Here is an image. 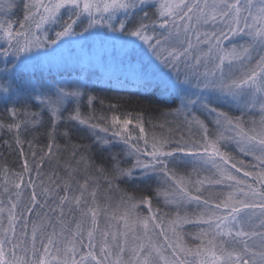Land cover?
Segmentation results:
<instances>
[{
  "label": "snow or ice",
  "instance_id": "1",
  "mask_svg": "<svg viewBox=\"0 0 264 264\" xmlns=\"http://www.w3.org/2000/svg\"><path fill=\"white\" fill-rule=\"evenodd\" d=\"M90 40L137 111L42 75ZM0 57V264H264V0H0Z\"/></svg>",
  "mask_w": 264,
  "mask_h": 264
},
{
  "label": "rangeland",
  "instance_id": "2",
  "mask_svg": "<svg viewBox=\"0 0 264 264\" xmlns=\"http://www.w3.org/2000/svg\"><path fill=\"white\" fill-rule=\"evenodd\" d=\"M2 63L3 58L0 57V66ZM84 70L90 71L92 81H87L86 74L80 73ZM42 72L49 81L53 79L86 81L91 85L94 81L98 82V79L112 76L118 77V80L122 81V86L126 77L127 80H131L126 67L120 64L118 46L114 49L112 42L100 40H90L83 48L79 42L64 46L63 51L57 53L55 58L43 63Z\"/></svg>",
  "mask_w": 264,
  "mask_h": 264
},
{
  "label": "trees",
  "instance_id": "3",
  "mask_svg": "<svg viewBox=\"0 0 264 264\" xmlns=\"http://www.w3.org/2000/svg\"><path fill=\"white\" fill-rule=\"evenodd\" d=\"M0 69H3V63L1 64ZM94 70L96 71L95 68ZM80 73H85L87 81H92L89 70H84ZM43 74L44 73L42 72V75ZM118 79V77L115 78L113 76L111 78L98 79V82L94 81L95 83L93 82V85L89 83L88 91L94 92V94L102 98H122L121 103L123 104V107L121 108V111H137L139 109L140 103H147L148 98L145 96L143 90L138 89L132 80H125L123 83L124 85L122 86V81L120 82ZM0 82H2V77H0ZM4 107L5 106L3 104H0V115H3ZM84 111H87L86 107ZM3 139H9L7 133L0 135V142H2ZM41 143H46V141L42 140ZM5 163H7L9 167L18 170V153L10 151L7 147H0V166L4 165Z\"/></svg>",
  "mask_w": 264,
  "mask_h": 264
}]
</instances>
